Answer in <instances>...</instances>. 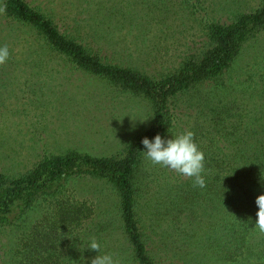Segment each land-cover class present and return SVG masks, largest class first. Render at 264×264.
Masks as SVG:
<instances>
[{
    "label": "rangeland",
    "instance_id": "rangeland-1",
    "mask_svg": "<svg viewBox=\"0 0 264 264\" xmlns=\"http://www.w3.org/2000/svg\"><path fill=\"white\" fill-rule=\"evenodd\" d=\"M27 1L108 62L151 76L178 66L200 46L208 21L230 23L262 3ZM0 9H4L1 0ZM5 44L10 56L0 65V168L10 175L26 172L45 154L78 151L112 156L151 125L152 105L147 98L76 68L47 46L34 29L9 17L4 9L0 12V47ZM178 106L179 121L168 139L192 131L200 147L196 138L205 129L201 145L227 154L226 160L239 165L261 157L264 32L246 42L231 67L217 79L185 93ZM171 176L167 167L144 160L139 213L158 264H223L224 246L213 242L209 229L211 210L219 213L221 208L204 210L209 195L191 196L182 202L179 198L183 196L175 188L178 180ZM72 184L74 192L70 193L75 198L95 205V217L66 240L61 228L50 226L49 212L55 205L49 198L32 208L21 224L0 229V264H91L97 255L106 254L119 264H135L112 186L89 177ZM93 239L100 245L99 253L87 248ZM25 242L30 246L25 247Z\"/></svg>",
    "mask_w": 264,
    "mask_h": 264
},
{
    "label": "trees",
    "instance_id": "trees-1",
    "mask_svg": "<svg viewBox=\"0 0 264 264\" xmlns=\"http://www.w3.org/2000/svg\"><path fill=\"white\" fill-rule=\"evenodd\" d=\"M1 1L9 17L34 29L47 46L76 68L147 98L152 105V123L112 156L95 157L70 151L62 155L45 154L31 169L15 175L0 168V229L21 224L32 208L52 198L55 206L49 212L50 226L61 228V236L66 240L74 238L77 230L97 213L94 204L70 193L74 192V180L89 177L105 181L115 191L135 264H158L139 213L143 198L140 174L147 159L142 140L145 137L153 140L157 134L167 140L179 121L177 110L182 96L200 84L217 79L231 67L244 44L264 32V0L259 8L237 15L230 23L208 21L202 44L194 47L178 66L160 76L108 62L27 0ZM204 133L205 129L196 141L205 156L201 173L205 187L194 186V178L185 179L167 167L171 179L178 180L175 188L183 196L179 200L209 195L204 210L221 208L219 213L211 210L209 229L213 242L224 246L220 257L223 264H264V233L255 225L258 219L255 200L264 194V149L255 161L237 165L226 160L227 154L201 145ZM166 183L167 180L163 186ZM24 245L30 246L27 242Z\"/></svg>",
    "mask_w": 264,
    "mask_h": 264
},
{
    "label": "clouds",
    "instance_id": "clouds-1",
    "mask_svg": "<svg viewBox=\"0 0 264 264\" xmlns=\"http://www.w3.org/2000/svg\"><path fill=\"white\" fill-rule=\"evenodd\" d=\"M4 9H0V12ZM10 56L7 44L0 47V65L4 64ZM194 133H186L167 139L157 134L153 140L147 137L143 138L142 144L146 151V158L153 164H160L168 167L185 177L194 178V186L205 187V180L201 173L204 170V153L199 149L194 141ZM258 206L256 227L261 233H264V194L259 195L255 200ZM90 250L100 252L99 243L93 239L87 246ZM91 264H119L114 261L112 255H97L91 260Z\"/></svg>",
    "mask_w": 264,
    "mask_h": 264
}]
</instances>
